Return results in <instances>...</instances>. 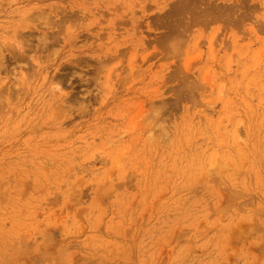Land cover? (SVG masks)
Returning a JSON list of instances; mask_svg holds the SVG:
<instances>
[{
	"label": "rangeland",
	"instance_id": "rangeland-1",
	"mask_svg": "<svg viewBox=\"0 0 264 264\" xmlns=\"http://www.w3.org/2000/svg\"><path fill=\"white\" fill-rule=\"evenodd\" d=\"M0 264H264V0H0Z\"/></svg>",
	"mask_w": 264,
	"mask_h": 264
}]
</instances>
